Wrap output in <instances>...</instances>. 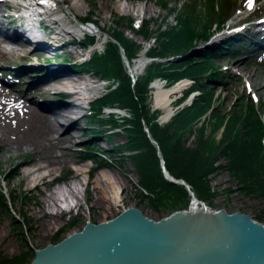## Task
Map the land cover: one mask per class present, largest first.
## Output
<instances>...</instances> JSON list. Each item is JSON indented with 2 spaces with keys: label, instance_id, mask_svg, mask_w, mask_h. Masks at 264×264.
I'll return each mask as SVG.
<instances>
[{
  "label": "rangeland",
  "instance_id": "374dc122",
  "mask_svg": "<svg viewBox=\"0 0 264 264\" xmlns=\"http://www.w3.org/2000/svg\"><path fill=\"white\" fill-rule=\"evenodd\" d=\"M79 1L82 5V9L77 11L78 16L80 15L79 22L82 25H86L83 20L85 16H89L90 19L95 22L97 27H102V30L100 31V42L96 43V46L102 50L104 43L108 38L115 40L111 35L114 28L120 29L124 34L134 38L138 42H144L147 44L146 46L156 45L157 48H160L155 41V36L150 38L148 41H144V38L140 34L133 32L126 26L125 18L119 20L116 19L117 13H122L126 17H134L135 24L141 18H148L150 19V26L152 29L157 30L158 26H161V29L174 24L175 12L177 13L178 10L183 7L184 2L188 0H120L118 2L117 0ZM161 1H164L167 5L164 6V2ZM230 1H236L239 7L235 11L232 9V13L226 20L227 24L220 28V30L213 27L214 30L209 39L196 42L195 45L188 49L185 53L189 52V54L194 55V52H197L196 50L198 49L205 52L207 50V45H209V43L213 40L216 42L228 35H221L220 33L225 32V30L229 28L228 25L237 21L239 17L245 16L253 10L259 11V14L264 13V0H251V6H249V0ZM60 5L64 8L66 7L67 2L60 1ZM206 5H209L208 0H196V13H199V10H202L203 17L204 7ZM145 6H147V8H144ZM2 12H0V18H2ZM67 15L70 17L69 24L73 26L77 25L74 15L72 13H67ZM247 18H249V16H247ZM250 18H252V16H250ZM3 22H5V19H3ZM50 28L51 26H49L48 30H50ZM96 30L98 31L99 29ZM61 33V39L65 38L68 40V38L72 37L71 35L66 36L67 32H65L66 34L64 32ZM49 35L50 33L47 34V39L44 38V40H50ZM73 39L76 44L81 43L82 41L81 38ZM215 42L210 44L209 47H213L214 44H216ZM119 46L121 48L122 62L132 78V85H135L137 75L141 74L143 70L137 75H134L131 71H129L124 60V58L127 57L125 55L124 48L122 45ZM55 49L56 53L52 54V57H50V60L47 62H53L52 58H55V62L62 61L64 56L67 57L66 61L68 59L70 62H77L83 57L87 58L88 55L86 53H79V51H84L79 44L73 46L67 42L66 45H57ZM39 50L42 51L43 49L40 48ZM143 52L144 50L142 53ZM179 55L182 54L167 53L165 56L160 57V59L170 60L176 57L179 58ZM44 58H47V56H44ZM6 59V61L0 59V72L2 71L1 69H5V67H7L10 71L11 69L17 70V66L14 67V65L20 64L23 68H25L27 67V64L31 62L39 61L34 58V55H32L29 60H22L19 55L9 56ZM44 60L47 59H43V61ZM133 61L134 60H132V62ZM146 62L148 63L149 61L146 60ZM214 62L218 64L220 68L216 77H210L213 96H217L214 100V104L219 102L218 106L220 107L221 104V109L228 112L230 110V106L239 101L237 99L243 95H251L254 102L257 104V107H259V101L262 100L264 102V49H260L259 52H255L253 55H247V52H240L235 56L224 55L223 57L214 58ZM78 71L85 76L95 75L97 78H100V75L90 70L78 69ZM13 80L17 83L20 90H26L28 87L29 79L23 78L21 73H18ZM180 81L189 83L177 93L172 94L171 107L173 111L170 116L171 118L181 108L190 105L193 98L199 94V90L194 89L184 96L185 91L190 88L193 78L182 76L169 82L166 77L160 78V76H158L153 78L148 84V105L151 111L157 112L153 120L160 125L168 122L170 118L166 121L160 120L162 109L157 107L153 101L154 88L152 85L156 82H160L161 86L167 89ZM106 82L109 83L108 80H106ZM101 85L102 82L98 83V88L94 92L95 94L96 92L101 93L103 90L108 88V86L105 87ZM26 97L31 99V95L29 94H27ZM33 97L42 101L54 100L52 93L47 90L37 91ZM83 104L87 105L85 102ZM212 107L213 105H211L204 113H201L196 119V122L192 125V132H189L185 141L187 146H193L196 142L195 140L198 138L196 128L202 123H204V134L206 135L210 133L211 125L208 120ZM83 113L84 110H82V112L78 109L75 111V115L78 119H80V126L87 129L88 132L83 133L78 131L75 138L72 140L73 147L71 150L66 152L67 154L65 153L68 164L58 168L54 174L46 176L44 181L38 187H33V182H28L24 179L22 180L18 175L11 172L12 165L18 159L28 156L29 153L18 154L16 151H10V153L3 152L0 154V187L6 194V203L8 202L9 204V206L6 205L7 207L5 206L4 208H0V251L2 253L6 255H13L18 254L21 250L26 251L28 249L30 251L29 258L31 260L34 257V248L42 247L47 243L52 242V235L57 230L61 229L59 235H61L62 238L74 230L81 229L87 221L98 222L109 219L117 215L126 207L130 206L139 207L145 215L154 219H158L172 212L171 210L165 209L156 210L148 204L146 199L141 200V194L148 192L138 183L139 174L136 165L131 158L132 154L136 153L138 150L125 148L123 146L126 143L125 134L114 133L115 130L121 131L120 126L113 128L106 123L100 127V124L95 125L96 121H91L89 117L82 116ZM109 113H113L116 116L123 117L126 115L131 117L130 111L125 107H105L104 114L106 115ZM261 114L264 119V106L262 107ZM141 123L142 129L146 132V135L148 132L151 134L149 127L150 124L147 123L145 119H141ZM223 126L224 122L220 124L214 132V138L217 141L222 135ZM98 133H102L103 135H101V140L98 139L99 142L94 148L98 151L102 150L103 153L96 156L97 162L92 160V157L81 158L84 154V145L91 146V143L87 142L90 140L91 135H97ZM119 144H123L121 146V153L116 149V146ZM102 158L108 163L102 160ZM214 165L216 168L211 170L208 174L210 185L209 189L210 192H212V195L208 199H199L212 208H224L227 211L241 210L243 212L250 213L256 219H258L257 215H260L261 218L258 220L264 223V196L258 197L246 194L240 189L242 183L230 171L228 159L225 155L220 153L214 161ZM93 166L94 169L92 168ZM80 168L83 170H80ZM111 170L118 173L121 177L120 183L114 185L122 198V200L118 201L117 204L111 203L108 199H99L102 197L96 188V172H109ZM91 172L92 174H90ZM61 176H65L63 180L59 179L52 183L49 182L52 178ZM67 183H75L74 190L76 191L77 198L71 195L64 198L63 195L59 193V195L56 196L59 198L56 200V205L48 207L45 204L44 196L49 193L50 190H54L55 187L65 188V184ZM20 211L22 212V216L24 215L29 221L28 227L26 228L24 227L25 224L22 221L21 226H19L17 222L13 221V216L16 215L19 217ZM71 220H75V222L73 226L67 228V224ZM29 262L30 261L26 264Z\"/></svg>",
  "mask_w": 264,
  "mask_h": 264
},
{
  "label": "trees",
  "instance_id": "16d2710c",
  "mask_svg": "<svg viewBox=\"0 0 264 264\" xmlns=\"http://www.w3.org/2000/svg\"><path fill=\"white\" fill-rule=\"evenodd\" d=\"M208 4L204 7L202 17V10L196 13V0L185 1L183 7L174 14L175 23L161 29V26H158L157 30L152 29L148 18H142L135 24L134 17L117 13L116 19L125 18L126 26L145 40L155 36L160 48L150 45L145 54L160 58L167 53L183 54L196 42L209 39L213 27L222 28L232 9L235 11L239 7L236 1L230 0H208ZM163 5L167 4L164 2ZM84 20L93 21L89 16H85ZM111 35L115 40L108 38L102 50L95 49L81 62H70L68 59L67 61L76 69L93 71L109 81L108 88L91 102L92 110L88 117L98 124L107 123L113 128L120 126L121 131L114 132L125 134V145L116 146L120 153L122 145L125 148L138 150L130 156L139 174L138 183L148 192L141 194V200L146 199L156 210L173 211L187 207L192 198L183 184L170 181L164 176L157 147L142 129L141 119H145L150 124V132L158 142L168 172L173 177L188 182L197 198L208 199L212 195L208 174L216 168L214 161L220 153L227 157L229 169L242 183L240 189L244 193L264 196V119L261 116L264 102L259 101L257 107L251 95H243L237 99L239 101L230 106L228 112L221 109V104L220 107L218 106L219 102L214 104L217 96H213L210 77H216L220 70L214 58L222 54L220 51L224 50L225 46H233V41L229 38L221 40L218 45L209 47L205 52L198 49L194 55L188 54L184 58L151 60L145 65L142 73L137 75L135 85H132V78L122 62L119 45L123 46L125 55L132 62L144 44L127 36L120 29L114 28ZM86 38H81L82 46H86L85 41L88 39L95 43L94 36L87 35ZM158 76L166 77L169 82L182 76L193 78L184 96L191 90H199V94L193 98L190 105L181 108L163 125L153 120L157 112L150 110L147 97L148 84ZM211 105L213 107L208 120L211 125L210 133L204 134V123H202L196 128L198 134L196 142L193 146H187L185 141L189 132H192V125ZM112 106L127 108L131 117L116 116L113 113L105 115L104 108ZM223 122L222 135L217 141L214 132ZM83 148L84 154L81 158L92 157L91 159L96 161V156L103 153L93 146L84 145ZM6 205L9 206L8 202L6 203V194L0 187V208ZM257 217L261 218L260 215ZM13 221L19 226L22 221L24 227H28L29 221L24 215L22 216L21 211L19 217L13 216ZM74 222L75 220L69 221L67 228L73 226ZM60 230L52 235V242L61 239ZM29 256L28 249L13 255H6L0 251V264H26L30 261Z\"/></svg>",
  "mask_w": 264,
  "mask_h": 264
},
{
  "label": "bare ground",
  "instance_id": "6f19581e",
  "mask_svg": "<svg viewBox=\"0 0 264 264\" xmlns=\"http://www.w3.org/2000/svg\"><path fill=\"white\" fill-rule=\"evenodd\" d=\"M60 1L67 2L66 7H61ZM29 4L35 7L28 10L22 4H18V0H0V12L3 11L2 18L5 19V22H3V19L0 18V59L6 61L9 56L19 55L22 60H29L32 55L40 54L47 56L46 59L50 60L51 55L56 53L55 48L57 45H66L67 42L74 45L73 38L83 37L87 39L86 37L89 34H83L84 30L96 32L94 39L99 38L100 40L101 33L99 32L102 27H97L96 29H99L97 31L93 24H80V15L78 16L77 11L82 9V5L79 0H29ZM19 7H23L26 16L31 13L42 17L44 15L43 11H47L45 16L48 18L49 26H51L50 30L44 28V23L37 19H30L29 23L24 25L21 16L18 14ZM37 7H39L38 10H36ZM144 8H147V6ZM67 13L74 15L77 25L69 24L70 17ZM248 16L249 18L246 16L244 19H251L250 15ZM244 19L239 18L228 25L229 28L220 33L221 35H228L220 40L229 38L232 41L238 36L239 30L237 31L235 28H238L243 21H247ZM31 25L41 26L43 31L36 34L35 30L30 27ZM253 26L255 24L250 22L241 28L248 29ZM61 32H67V34L65 33L66 36L71 35L72 37L68 40L61 39ZM49 33L50 40H44V38L47 39ZM214 42L215 40L208 43L210 45ZM88 43H91L89 39L85 41V44ZM31 45L34 47L32 48ZM209 45L206 49L209 48ZM40 48L43 50L40 51ZM231 49L232 46H225L224 50L226 51L222 54L219 53L220 56L218 57L230 56L229 51ZM36 57L37 55L34 57L37 60ZM64 58L59 62H55V58H52L53 62L46 61L43 62L44 64H41V60H39L40 62L35 61V65H30L27 68L14 65L16 69L20 68L17 73H21L23 78L29 79L26 90H20L17 83L7 76V67L1 69L0 72V154L3 152L10 153V151H16L18 154L29 153L28 156L18 159L12 165L11 172L18 175L22 180L33 182V187H38L46 176L54 174L58 168L68 164L65 153L73 147V138H75L78 131L88 132L87 129L80 126V119L75 115V111L83 106L85 101L91 103L97 99L90 97L91 91L96 90V85L92 84L91 80L87 78L91 75H83ZM133 60V62L128 60V66L131 72L137 75L147 64L146 55L141 52ZM92 76L97 78L95 75ZM188 83L180 81L167 89L161 86L160 82L152 85L154 88L153 101L157 107L162 109L160 120L166 121L170 118L173 111L171 107L172 94L183 89ZM41 90L50 91L54 100L42 101L35 99L33 96ZM27 94L31 95V99L26 97ZM91 110V106L84 109L82 116L88 117ZM95 125H98L97 121ZM101 126L102 124H100ZM101 135L103 134L91 135L87 143H91V146L95 147L101 140ZM92 168L94 169V166ZM80 170L83 169L80 168ZM96 173V188L102 197L99 199H108L115 204L122 200L119 191L114 186L120 183V175L113 170ZM168 174L170 173L168 172ZM59 179L63 180L64 177L52 178L49 182L52 183ZM74 188L75 183H67L65 188L55 187L54 190H50L44 196L45 204L48 207L56 205V200L59 199L56 196L59 193L64 198L68 195L77 198ZM194 203L195 201L192 207L197 208L201 205L199 202L198 205Z\"/></svg>",
  "mask_w": 264,
  "mask_h": 264
},
{
  "label": "water",
  "instance_id": "95a60500",
  "mask_svg": "<svg viewBox=\"0 0 264 264\" xmlns=\"http://www.w3.org/2000/svg\"><path fill=\"white\" fill-rule=\"evenodd\" d=\"M154 59L160 58L146 56ZM124 60L131 71L127 57ZM147 135L157 147L164 175L182 183L201 205L158 219L139 207H126L109 219L87 221L58 241L35 247L28 264H264V223L250 213L212 208L197 198L188 182L168 174L157 141Z\"/></svg>",
  "mask_w": 264,
  "mask_h": 264
},
{
  "label": "built area",
  "instance_id": "2783aa9c",
  "mask_svg": "<svg viewBox=\"0 0 264 264\" xmlns=\"http://www.w3.org/2000/svg\"><path fill=\"white\" fill-rule=\"evenodd\" d=\"M153 38V37H152ZM161 78V77H160ZM193 199H191L190 200V203H189V205H188V207L187 208H185V209H193V208H196V207H192L193 206ZM200 203V202H199ZM195 205H198V202H195L194 203ZM206 204V203H205ZM209 206V205H208Z\"/></svg>",
  "mask_w": 264,
  "mask_h": 264
},
{
  "label": "snow or ice",
  "instance_id": "6c2138e0",
  "mask_svg": "<svg viewBox=\"0 0 264 264\" xmlns=\"http://www.w3.org/2000/svg\"><path fill=\"white\" fill-rule=\"evenodd\" d=\"M249 6H251V0H249Z\"/></svg>",
  "mask_w": 264,
  "mask_h": 264
}]
</instances>
